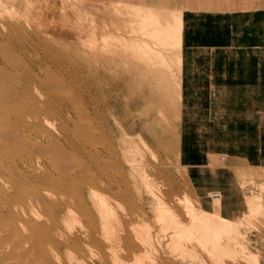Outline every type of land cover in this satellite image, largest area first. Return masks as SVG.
<instances>
[{"label":"rangeland","instance_id":"rangeland-1","mask_svg":"<svg viewBox=\"0 0 264 264\" xmlns=\"http://www.w3.org/2000/svg\"><path fill=\"white\" fill-rule=\"evenodd\" d=\"M21 5L16 12L10 7L0 13L21 22L19 30L4 36L10 40H0V166L18 158L16 166L11 164L15 177L11 179V172L3 174L1 184L31 193L49 191L54 197L49 198H56L59 206L69 204L72 216L58 220L62 239L80 236L83 231L102 233L94 204L98 196L104 197L114 212L110 215L113 232L107 234L110 244L85 240L87 243L73 246V256L65 258L66 245L60 241L59 264H114L113 252H120L118 264H264V166L219 152V143L210 145L205 133H214L215 125L207 124L203 133L204 125L199 122L214 118L213 111L208 119L204 117V107L218 103L213 92H187L189 87L198 90L199 83L208 85L213 75L205 54L249 49L253 40L244 39L258 34L264 21V0H28ZM147 10L157 11L160 23H172L171 15L180 11L179 58L175 60L170 49L165 55L168 67L160 59L166 68L138 47L142 40L150 48L159 47L138 31L139 17ZM230 27L235 40H214L213 32L228 34ZM152 68L157 75L151 73ZM165 72L168 77H164L171 80L159 76ZM172 81H177L176 93ZM162 82L171 85V92L167 93L170 85ZM44 102L49 105L47 122L42 128L34 127L35 113L44 112ZM235 129L226 124L216 125L215 130L228 133ZM15 130L25 137L7 143L3 138ZM19 159L29 166L20 169L26 175L22 182L16 181L21 173ZM42 173L60 176L71 186L43 183ZM202 182L209 186L203 187ZM235 193L239 201L254 202L246 205L250 210L241 205L231 215L221 212L238 221L232 236L221 238L226 255L209 250L191 235L175 243L174 231L178 229L171 227L173 216L178 215L183 226L190 223L185 200L199 212L209 210L211 200L219 202ZM154 197H159L160 206L166 205L163 208L169 212L158 210ZM33 209L40 214L41 223L49 222L50 215L43 207ZM162 215L165 217L159 218ZM144 238L148 245L142 244H146ZM182 239L191 241L183 244Z\"/></svg>","mask_w":264,"mask_h":264},{"label":"bare ground","instance_id":"bare-ground-1","mask_svg":"<svg viewBox=\"0 0 264 264\" xmlns=\"http://www.w3.org/2000/svg\"><path fill=\"white\" fill-rule=\"evenodd\" d=\"M28 0H0V13L1 10L4 9V11L8 8V9H15L14 12H16L17 10V6L19 4H27ZM54 1V0H53ZM239 2V1H237ZM171 3V2H170ZM29 4V2H28ZM33 4V3H32ZM239 4V3H238ZM21 5V7H22ZM49 5V4H48ZM54 5V4H53ZM198 5V4H197ZM28 6V5H27ZM222 6V5H221ZM243 6V5H242ZM241 6V7H242ZM11 7V8H10ZM26 8V6H23ZM55 7V6H54ZM248 7V5H247ZM23 9L24 11L26 9ZM50 8V6H49ZM218 8V6L216 7ZM243 8V7H242ZM20 9V7H19ZM22 9V8H21ZM138 9V8H137ZM142 9V8H141ZM48 10V9H47ZM46 10V11H47ZM180 10V9H179ZM18 11V10H17ZM50 11V10H49ZM138 11V10H137ZM177 11V10H176ZM37 12V11H36ZM35 14L38 17H42L43 12L40 15H38V13ZM148 12V13H147ZM150 12V13H149ZM155 12V10H154ZM5 13V12H4ZM18 13V12H17ZM144 15H140V19H139V23H138V31L140 32V34L144 37H148L151 40H155L154 43H156V45H158V48H150L147 43L145 41L142 40V43H138V47H140L139 49H141V51H143L144 53H149L148 55L151 56V59H158L157 62H159L158 64L163 65L168 67V63L166 62L167 56H165L166 54L168 55L169 50H173L174 52H170L171 55L172 53L174 55L175 60H178L179 56V48H180V42H181V36H180V31H181V18H180V11H178V13L174 16L171 15L173 17V22L172 23H166V21L163 20L162 23L159 22L160 17H156L157 16V11L156 13H153L151 10L150 11H146L147 15L145 12ZM149 14V15H148ZM54 15V14H53ZM137 15V13H136ZM139 15V14H138ZM51 16V15H50ZM14 16H1L0 15V40H10V38H7L9 35H11L13 33V31L16 32L17 27H19V24L21 22L20 19L18 21L15 18H13ZM116 17V16H115ZM43 18V17H42ZM46 18V17H44ZM114 19V18H113ZM164 19V18H163ZM51 20V19H50ZM119 20V18L117 19ZM171 20V19H170ZM117 24H119L117 22ZM100 25V24H99ZM116 26V24H114ZM113 25V26H114ZM55 26V25H54ZM97 26V25H96ZM119 26V25H118ZM23 27V26H21ZM117 27V26H116ZM115 27V28H116ZM63 28V27H62ZM70 29V27H69ZM120 28H117L115 30H119ZM74 30V29H73ZM63 31V29H62ZM70 31V30H69ZM5 32V33H4ZM12 32V33H11ZM23 32V30H22ZM73 32V31H72ZM8 35L6 38H4V36ZM13 36V35H12ZM73 36V35H72ZM13 38V37H12ZM11 38V39H12ZM17 39V38H16ZM148 39V40H149ZM149 42V41H148ZM153 42V41H152ZM151 43V42H150ZM137 44V43H136ZM140 44V45H139ZM155 45V46H156ZM163 50V53L160 52V50ZM156 52V54L154 53V50ZM157 49V50H156ZM114 50V49H113ZM149 50V51H148ZM152 50V54L151 55V51ZM8 52V51H7ZM162 54V55H161ZM164 54V55H163ZM8 55V54H7ZM157 55H159L160 57L157 58ZM154 56V58L152 57ZM8 57V56H7ZM162 58V62L160 61V59ZM164 58V59H163ZM166 58V59H165ZM171 58V56H170ZM7 61V60H6ZM155 62V61H153ZM173 62V61H171ZM177 62V61H176ZM167 63V64H166ZM162 65L163 68H166ZM177 65V64H176ZM179 65V64H178ZM161 67V68H162ZM176 67V66H175ZM150 68V67H149ZM159 67V69H161ZM162 68V69H163ZM177 69V68H176ZM152 70H154L155 72V68H152ZM157 71V70H156ZM160 71V70H158ZM167 71V69H166ZM151 72L155 75L156 72ZM163 72V71H160ZM177 73V72H176ZM159 75V74H158ZM166 75V77H168V74L165 73H161L159 76L162 77V79L164 80L166 77H164ZM179 75V74H178ZM158 76V78L160 79V77ZM153 78V77H152ZM170 79V78H168ZM166 78V80H168ZM172 79V78H171ZM170 79V80H171ZM178 79V78H177ZM165 80V81H166ZM166 81V82H170ZM174 82V81H172ZM152 83V82H151ZM163 83V82H162ZM165 83V82H164ZM163 86H168L167 83L164 84ZM171 83V82H170ZM177 83V81H176ZM174 82V84H171L172 87H174L173 85L176 84ZM167 84V85H166ZM170 85V84H169ZM171 85L170 87L168 86L167 88L170 90L167 92H171ZM177 87V88H176ZM157 88V87H156ZM165 88V89H167ZM176 88V90H175ZM163 89V88H162ZM178 90V85L176 84L174 87V92ZM21 91V90H20ZM152 91V90H151ZM164 91V90H163ZM162 91V92H163ZM167 91V90H166ZM173 91V90H172ZM26 92V91H23ZM165 92V91H164ZM176 93V92H175ZM172 94V93H171ZM174 94V93H173ZM161 95V94H160ZM165 95V94H163ZM162 95V96H163ZM180 95V94H179ZM11 99H13L15 97V94H10ZM155 96V95H154ZM161 96V97H162ZM167 96V95H166ZM172 96V95H170ZM174 96V95H173ZM172 96V97H173ZM169 97V96H167ZM163 98V97H162ZM165 98V97H164ZM171 99V97H169ZM168 99V98H166ZM177 99V98H175ZM162 101V100H161ZM164 101V100H163ZM166 101V100H165ZM163 103V102H162ZM169 102H167L168 104ZM45 107H43V111L42 113L37 112L35 113V116L37 119H34L33 126L37 127L39 126V128H42V125L44 122H47L48 119V113L49 111H47V109L49 108L48 102H44ZM165 104V102H164ZM167 106V105H166ZM169 106V105H168ZM166 109V108H165ZM48 112V113H47ZM52 113V112H51ZM165 113V112H164ZM40 114H42V116L40 117ZM163 114V113H162ZM50 115V114H49ZM52 115V114H51ZM76 115V114H75ZM53 116V115H52ZM45 124V123H44ZM48 125V123H47ZM121 126V125H120ZM77 131V130H76ZM82 133V132H81ZM16 136V137H15ZM15 137V138H14ZM20 138L23 139V137H25V135L23 134H19L18 130H15L14 134L9 135L7 138H3L7 143H13L14 140L15 142ZM49 137V136H48ZM63 151V150H62ZM65 156V155H64ZM17 159L18 158H13L10 161L9 165H1L0 166V264H59L61 263V255L59 254L58 250L61 246V242H63L64 245H66L65 249H64V256L66 257H71V250L73 248L74 245L78 244V243H87L85 242V240L89 241L91 240H96V241H100L101 244L103 242H107L109 241V238L107 234L112 233L113 228H114V224L111 225V221H110V215L112 216L113 213H111V209H109L108 203L105 201V198L100 195V197L98 195L97 198H95V206L100 214V219H101V230L102 233H97V234H91V232H85L83 231L82 234H80V236H75V237H68L62 239L63 235L61 234L62 232H60L59 230V224H58V220L59 218H63L65 216L67 217H71L72 216V208L71 206L65 205V206H59V201H57V199H51L49 197H53V194L45 192L44 193L42 191H40L39 189H36V192L33 191V193L28 192L24 189H22L21 187L19 188H14V187H10L9 188L6 186L4 187L6 184H1V179L3 178L2 175L5 174L6 176H8L11 172V179H13L15 177L14 174H12V169L11 166L17 164ZM20 160V159H19ZM19 165H21V168H17L21 173H19V175L16 178V181L18 180V182H22V180H25V172L23 170L22 167L28 168L29 166L26 164V161L24 160H20L18 161ZM132 163V162H131ZM12 164V165H11ZM132 165V164H131ZM135 165V164H134ZM143 165V164H142ZM137 166V165H136ZM55 167V166H54ZM56 168V167H55ZM54 168V169H55ZM47 171V170H45ZM79 171V169H78ZM136 171V170H134ZM44 172V171H43ZM60 173V172H59ZM137 173V172H136ZM61 174V173H60ZM59 174V175H60ZM141 174V173H140ZM25 175V176H24ZM40 176V175H39ZM42 179H40L43 183L52 185V186H67L70 187L71 185L69 184V182L65 179H61L58 176H55L52 173H42V176H40ZM35 178V177H34ZM38 177H36L37 179ZM71 180L72 178L69 177ZM17 182V183H18ZM141 182V181H140ZM15 183V182H14ZM19 184V183H18ZM202 186L206 187L208 185V183L204 184L202 182ZM205 185V186H204ZM201 186V188H203ZM209 186V185H208ZM150 187V186H149ZM199 187V186H198ZM148 188V186H147ZM207 188V187H206ZM204 188V189H206ZM29 190V189H28ZM34 190V189H33ZM30 191V190H29ZM205 190H201L200 193L201 195L204 194L203 192ZM207 191V189H206ZM150 192V191H149ZM233 192V191H232ZM96 193V192H95ZM152 193V191L150 192V194ZM94 194V193H93ZM97 194V193H96ZM238 194V193H237ZM240 194V193H239ZM45 195V196H43ZM231 195V194H230ZM94 196V195H93ZM152 196H154V194L152 193ZM203 197V196H202ZM156 199V197H154ZM159 197H157L156 201L157 204L160 206L161 204V200ZM162 198V197H161ZM164 198V197H163ZM239 195H231V196H227L225 198H222L221 201L219 202H215L214 199L211 200L209 203V210L206 209H200L199 212L195 211L193 208H191V206L189 205V201L185 200V206H184V211L185 214L190 215V223L189 225H184L181 224V222L179 221V219L177 218L178 215L175 217L172 215L173 222H172V226L174 228V230L180 228L179 231L185 230V232L183 231V233L185 234V236H183L184 234L180 235V237H178L179 231H174V241H177V239L184 237L187 238V236L193 237L191 239H195V241L197 240V242H200L202 244V246L207 247L208 249L210 248L211 250H218V253L222 254L226 251L225 248L223 250V248L221 247V244L223 243L221 240V238H223V235H230L232 236V233L234 232V229L236 227V225L238 224V221H234L233 218L231 217H224L221 215V212H225L228 213L229 215H231L234 210H238V207L242 205V207L244 206V210H250L248 206V203H253V199L249 200V199H245L242 201H239ZM254 198V197H253ZM59 199V198H58ZM220 200V199H219ZM255 201H257L255 199ZM59 202V203H58ZM86 203V202H85ZM62 204V203H61ZM76 204V203H75ZM81 204V203H80ZM84 203H82L83 205ZM40 205V207H43L44 210H46L49 215V222L47 220L46 223H41L39 216L40 214L34 211V207ZM63 205V204H62ZM162 205V204H161ZM165 205V203H164ZM192 205V204H191ZM253 205V204H252ZM111 206V205H110ZM166 206V205H165ZM163 206V207H165ZM246 206V207H245ZM250 206V205H249ZM257 206V204H256ZM162 206L159 207L158 210H168L167 208H163ZM193 207V206H192ZM77 208L79 209V207L77 206ZM81 208V206H80ZM158 208V206H157ZM156 208V209H157ZM169 208V207H168ZM259 208V206H257L256 209ZM170 209V208H169ZM253 209V210H254ZM246 210V211H247ZM167 212V211H166ZM169 212V210H168ZM164 213V212H163ZM243 213V212H242ZM160 214V213H159ZM166 217H169V214L166 213ZM165 215V214H164ZM160 214L159 218H164L165 216ZM245 215V214H244ZM88 216V215H87ZM116 217V216H115ZM114 218V216H113ZM111 218V220L113 219ZM157 218V217H156ZM158 218V219H159ZM171 218V216H170ZM42 219V218H41ZM166 220V219H165ZM170 220V219H169ZM63 221V220H62ZM72 221V220H71ZM160 221V220H159ZM67 222V221H65ZM116 222L113 219V223ZM118 223V222H117ZM65 224V223H64ZM68 224V222H67ZM73 224V223H72ZM71 224V226H72ZM66 225V224H65ZM117 225V224H116ZM170 225V224H169ZM79 227V226H78ZM69 229V228H68ZM116 230V229H115ZM114 230V231H115ZM69 231V230H68ZM112 231V232H111ZM85 232V233H84ZM68 233V232H67ZM117 233V231H116ZM123 233V232H122ZM237 233V232H236ZM70 235V234H69ZM73 235V234H71ZM79 235V234H78ZM114 235V233H113ZM111 235L114 239L117 235ZM173 235V234H172ZM74 236V235H73ZM97 236L96 239L95 237ZM119 236V235H118ZM223 236V237H222ZM178 237V238H177ZM225 237H229V236H225ZM72 238V239H71ZM108 238V239H107ZM111 238V237H110ZM112 238V239H113ZM118 238V237H117ZM230 238V237H229ZM172 239V238H171ZM191 239H189L191 241ZM120 240V238H119ZM141 241V239H139ZM146 244L143 242V245H148L146 239L144 238ZM143 240V241H144ZM188 240V241H189ZM226 241V239H224ZM229 240V239H228ZM111 241V240H110ZM109 241V244H110ZM115 241V240H114ZM151 241V240H150ZM183 239L181 240V243H185L182 242ZM186 241V240H185ZM187 241V242H188ZM230 241V240H229ZM117 242V241H116ZM120 242V241H118ZM173 242V241H172ZM186 242V243H187ZM228 242V241H227ZM112 243V242H111ZM115 243V242H114ZM121 243V242H120ZM175 243H178L175 242ZM185 243V244H186ZM190 243V242H189ZM229 243V242H228ZM174 244V242H173ZM192 244V243H190ZM63 245V246H64ZM151 244L149 243V246ZM176 245V244H175ZM179 245V244H178ZM181 245V244H180ZM62 246V247H63ZM82 246V245H81ZM115 246V245H114ZM119 246V243H118ZM182 246V245H181ZM187 246V245H186ZM199 246V245H198ZM80 247V246H77ZM88 247V246H87ZM110 247V246H109ZM145 247V246H144ZM183 247V246H182ZM185 247V246H184ZM227 247V245H226ZM64 248V247H63ZM112 248H114L112 246ZM120 248V247H119ZM148 248V247H147ZM205 248V249H207ZM175 249V248H174ZM209 249V250H210ZM227 249V248H226ZM242 249H245L244 247ZM106 250V249H105ZM108 250V248H107ZM115 250V249H114ZM117 250V249H116ZM115 250V251H116ZM120 250V249H118ZM224 251V252H223ZM110 252H113V250ZM117 252V251H116ZM149 252V251H148ZM181 252V251H180ZM184 253V252H183ZM217 253V252H216ZM71 254V255H70ZM137 254V253H136ZM225 254V253H224ZM100 255V254H99ZM112 260L111 262H113L114 264H118V260H119V255L120 252H118V254H116L115 252L112 253ZM226 255V254H225ZM73 256V255H72ZM109 256V255H108ZM121 256V255H120ZM137 256V255H136ZM253 256L252 258L254 259V255L253 254H249L248 255ZM104 257V256H103ZM101 258V257H100ZM110 258V257H109ZM131 257H129L130 259ZM136 258V257H135ZM70 259H73L70 258ZM68 260V258H67ZM76 260V259H75ZM78 261V260H77ZM101 261V260H100ZM120 261V260H119ZM80 262V261H79ZM118 262V263H117ZM121 262V261H120ZM127 264V263H126Z\"/></svg>","mask_w":264,"mask_h":264},{"label":"crops","instance_id":"crops-1","mask_svg":"<svg viewBox=\"0 0 264 264\" xmlns=\"http://www.w3.org/2000/svg\"><path fill=\"white\" fill-rule=\"evenodd\" d=\"M258 30L259 32L255 36L252 35L244 39L253 40L249 43L250 46L246 52L205 54L207 56L205 60L211 62L208 71L212 72L213 75L211 79H208V85L205 83L204 87H201L199 83L198 90L189 87L187 92H213L214 101L218 103V106L214 104V107L211 105L204 107V117L208 119L207 115L213 111L214 118L199 122L200 125H204L203 130L200 127V132L203 133H205L207 124L215 125L214 133H205L204 139L209 140L210 145L214 143L216 146L219 143V152L224 151L231 158H242L248 164L252 163L253 166L260 165L263 167L264 21ZM214 31L217 30L214 29ZM225 32L223 31L219 35L217 32H213L215 34L214 40H235V31L231 27L228 34ZM205 67L204 64V72L206 71ZM226 124H231L236 129L233 132H228L229 134L223 131L216 132V125L222 127ZM202 139L198 138V140Z\"/></svg>","mask_w":264,"mask_h":264}]
</instances>
